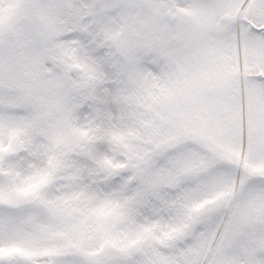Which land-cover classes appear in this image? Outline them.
Masks as SVG:
<instances>
[{
  "label": "snow or ice",
  "instance_id": "obj_1",
  "mask_svg": "<svg viewBox=\"0 0 264 264\" xmlns=\"http://www.w3.org/2000/svg\"><path fill=\"white\" fill-rule=\"evenodd\" d=\"M0 264H264V0H0Z\"/></svg>",
  "mask_w": 264,
  "mask_h": 264
}]
</instances>
